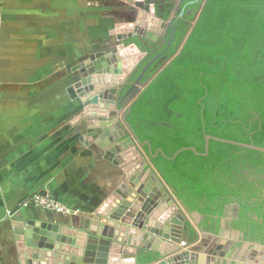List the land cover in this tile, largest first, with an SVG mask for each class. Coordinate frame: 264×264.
<instances>
[{"label": "crops", "instance_id": "1", "mask_svg": "<svg viewBox=\"0 0 264 264\" xmlns=\"http://www.w3.org/2000/svg\"><path fill=\"white\" fill-rule=\"evenodd\" d=\"M94 2L0 0V264H18L14 221L81 227L125 179L88 136L86 118L74 123L86 111L69 92L82 79L78 66L113 49L121 20L108 0ZM44 191L81 214L25 205Z\"/></svg>", "mask_w": 264, "mask_h": 264}, {"label": "trees", "instance_id": "2", "mask_svg": "<svg viewBox=\"0 0 264 264\" xmlns=\"http://www.w3.org/2000/svg\"><path fill=\"white\" fill-rule=\"evenodd\" d=\"M186 28L167 52L170 66L133 107L128 121L139 138L168 157L184 147L204 152L205 134L264 147V0H209L177 56ZM144 41L149 52L155 44ZM169 116L176 128L159 124ZM153 162L177 197L201 212H221L218 202L250 192L242 170L264 176V153L212 140L206 157L184 151ZM157 258L141 252L138 264Z\"/></svg>", "mask_w": 264, "mask_h": 264}, {"label": "water", "instance_id": "3", "mask_svg": "<svg viewBox=\"0 0 264 264\" xmlns=\"http://www.w3.org/2000/svg\"><path fill=\"white\" fill-rule=\"evenodd\" d=\"M124 1L135 6L138 10L140 9L138 11L140 19L136 24L116 25L117 39L121 41L117 47V53L90 55L88 60L78 66L82 79L71 87L69 92L73 98L79 96L86 108L85 113L75 119L74 123L87 119L88 136L91 140H101L98 145L107 151L105 158L110 159L115 166L122 169L125 179L119 188L99 205L94 216L83 220L81 227L75 228L31 219L14 221L18 264H138L139 251L155 253L158 256L157 264H197L193 262V254L180 245L182 242L181 228L177 229L176 223L180 224L182 221L177 220L176 217H180L182 220L183 216L177 214L171 221H166L168 215L161 216V213L164 212L161 205H157L158 211L156 212L151 207V204L155 203L150 201L149 197L157 192L167 194V188L161 182L156 170L151 168L149 162L143 158L131 139L123 140V134H116L114 138L111 136L109 121H105V118H101L102 122H100L101 119L93 121L91 117V110L100 109L101 113H105V107H111L109 104L107 106L104 104L107 97L105 92L109 89H116L115 84H120L122 79L131 74L138 63L148 55L135 42L125 45L124 41L140 37L154 43L158 38L157 34L152 31V27L142 21V18H149L147 13L153 12L149 6L144 5L145 0ZM106 58H109V62H105ZM114 62L117 63L114 64ZM152 62L143 69L136 81L138 85H133L124 97L126 98L125 104L131 103L128 113L134 102L138 101L142 88L147 85L140 79ZM111 72L112 74L115 72V75L110 77L108 74ZM127 112L123 116V121L133 133L137 144L147 147L149 155L153 159L161 154L166 159L174 160L184 151H192L198 156L206 157L209 154L211 140L264 153V147L212 135L205 136L204 153L198 152L195 147H184L172 157L166 156L162 149L153 153L150 142H142L132 126L126 121ZM102 124H106L108 127H103ZM87 138V135L82 137L83 140ZM137 159L138 162H135ZM125 161L132 162L133 166L127 167L124 164ZM139 162H142L143 167L139 165ZM137 167L140 168L139 172L144 175L143 177L148 175L155 179L156 187L153 188L146 184L147 180L139 182L131 176ZM130 185L131 187H129ZM41 194L47 195L45 191ZM172 208L174 211L180 209L178 205L174 204ZM125 253H129L131 256L125 257Z\"/></svg>", "mask_w": 264, "mask_h": 264}, {"label": "flooded vegetation", "instance_id": "4", "mask_svg": "<svg viewBox=\"0 0 264 264\" xmlns=\"http://www.w3.org/2000/svg\"><path fill=\"white\" fill-rule=\"evenodd\" d=\"M109 1H111V4L115 5L116 9L114 12H116L118 17L121 19L117 24H136L137 20L140 19L138 13L140 9L138 10V8L130 5L127 1ZM208 1L209 0H145L144 5L149 6L150 10L152 9L153 12L147 13L149 18H142V21L152 27V31L157 34V41L154 42L155 45L149 52L141 49L143 52H147L148 55L138 63L131 74L122 79L120 84H115L116 89H109V91L107 90V92H105L107 97L105 98L104 104L106 106L109 104L111 107H105V113L101 114L95 109V111L91 110V117L93 118V121H99V119L105 118V121L111 122L109 126L111 136L114 138L116 134H123V140H126L127 138L131 139L140 150L143 158L149 162L151 168L156 170L161 182L167 188V194H159L157 192L154 193L152 197H149V200L155 203H150L151 207L156 212L158 211L156 208L157 205H161L164 208V212L161 213V216H166V214L168 215L166 221H171L177 214H181L183 216L182 220L180 217H176L177 220L182 222L184 221V223H176V228H181L180 236L182 242H185V244L183 245L181 242L180 245L186 248L185 250L191 252V249L194 248L195 251L200 252L202 257H204L202 264H264V176L261 174L252 175L247 170H242V173L247 177L246 184H252V189L249 193L245 192L238 198L229 196L230 201H223L221 203L218 202V206H221V212H219L215 206H212L210 210L211 212H201L198 209L190 210L186 206L185 202L177 197L176 190L173 186L169 185L163 178L162 174L155 166L153 158L150 157L148 148L141 147L137 144L133 133L123 121V116L126 114L128 107L131 104H125L126 98L124 97L129 89L133 85L137 84L136 81L143 72V69L153 61L144 73L143 77L140 79L141 82H146L147 85L142 88V91L138 96L139 99L137 102H134L131 111L129 113L127 112L128 115L126 117V121L130 125L131 123L128 119L131 116V112L133 111L135 104L139 102L145 91H147L149 86L152 84V81L160 73H163L174 60V57L167 56V52L172 45L176 32L185 26L187 27V34L180 46V52L181 48L186 46V44L185 46L183 45L187 36L190 32L192 34L196 28ZM172 32L174 33L171 40ZM140 40L145 39L136 37L126 40L124 43L125 45H130L135 42L139 46L138 41ZM146 41L147 40L144 42L147 44ZM120 43L121 41L116 38L113 49L108 52L100 53H117V47ZM179 52L177 53V56L179 55ZM105 62H109V58H106ZM116 63L117 62H114V64ZM147 74H150V76L146 78ZM108 75L111 77L112 75H115V72H113V74L111 72V74L109 73ZM82 103L84 106V102ZM170 117L171 116H169L168 119L159 122V124L165 127L176 128V125L173 124ZM100 122H102V119ZM106 127L108 126L106 125ZM134 132L136 133L135 129ZM136 135L138 136L137 133ZM206 135L209 134H205V136ZM146 141L149 140L142 142ZM135 162H138V159ZM124 164L127 167L133 166L132 162L125 161ZM139 165L143 167L142 162H139ZM138 168L139 167L132 172L131 176L135 177L139 182L147 180L146 184H149L153 188L156 187L155 179L148 175L143 177L144 175L139 172L140 168L139 170ZM120 170L122 171V169ZM173 204L178 205L180 209L174 211L172 208ZM208 245H210V251H207L205 248ZM202 248H204L206 252ZM140 252L141 251H139L138 254H140ZM155 262L156 261H154V263ZM154 263L152 262L151 264Z\"/></svg>", "mask_w": 264, "mask_h": 264}, {"label": "built area", "instance_id": "5", "mask_svg": "<svg viewBox=\"0 0 264 264\" xmlns=\"http://www.w3.org/2000/svg\"><path fill=\"white\" fill-rule=\"evenodd\" d=\"M25 205H30L32 207L63 216H79L81 214L80 210L67 207L58 199L48 194H34L28 199ZM181 244L184 245L185 242H182Z\"/></svg>", "mask_w": 264, "mask_h": 264}, {"label": "rangeland", "instance_id": "6", "mask_svg": "<svg viewBox=\"0 0 264 264\" xmlns=\"http://www.w3.org/2000/svg\"><path fill=\"white\" fill-rule=\"evenodd\" d=\"M95 0H91V7H97L98 5H97V3L96 2H94ZM104 2V1H103ZM107 3H111V1H109L108 0V2ZM101 4H103V3H101ZM94 24V22H91V25H92V27L91 28H95V26L93 25ZM206 240H207V238H206ZM210 245H208V246H206L205 248H206V250L207 251H210V247H209ZM203 250H204V248H202ZM205 251V250H204ZM206 252V251H205Z\"/></svg>", "mask_w": 264, "mask_h": 264}]
</instances>
